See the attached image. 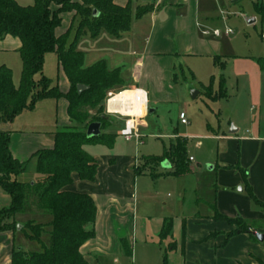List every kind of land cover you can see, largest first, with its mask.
<instances>
[{
	"label": "crops",
	"instance_id": "1",
	"mask_svg": "<svg viewBox=\"0 0 264 264\" xmlns=\"http://www.w3.org/2000/svg\"><path fill=\"white\" fill-rule=\"evenodd\" d=\"M15 1L23 7L34 5L31 0L29 3ZM260 1L264 5V0ZM114 3L119 7L132 3L134 9L152 7V12L135 22L131 32L119 39L105 32L110 44L103 48L107 55L93 64L85 61V67L104 61L110 71L120 70L124 85L111 92L127 91L133 93L135 99L138 93L131 91H144L149 103L148 116L156 113L151 105L157 108L164 100H169L170 91H175L174 84H178V73L185 60L210 63L207 72L212 77L208 85H202L204 93L212 83L213 90L221 91V78L215 85L216 79L211 75L216 60L218 64L224 60L232 64L240 61L245 63L247 71L239 76L241 84L238 83L235 97L240 95L241 105L228 115L229 132H224L220 124V109L215 112L208 106L214 125L207 124V136L203 138L215 143V149L203 163L188 157L191 173L183 176L168 174L174 168L165 161L155 166L154 175L140 174L137 170L142 164L136 158L125 162V158L100 161L94 157L98 164L94 182H84L77 175L73 176L67 191L92 197L97 208L96 235L83 246L82 255L90 264L94 261L97 264H115V261L121 264L124 258H134L136 263L141 259L157 262L163 261L165 256L167 264H260L264 261V242H259L250 232L264 235V208L252 202L249 192L264 205V57L232 55L221 39L231 37L233 31L226 35L230 29L222 32L213 27L216 18L227 11L229 0H114ZM65 17L68 21L74 20V15L65 14L63 23ZM61 28L57 30V36L66 33ZM206 31L210 32L209 36L204 35ZM215 31L221 36H214ZM88 36L95 45L104 35L97 39ZM21 48L22 44L12 37L0 41V52L18 54ZM77 50L86 51L82 47ZM1 66L14 70L8 63ZM63 77L65 82L60 90L66 94L70 84L64 74ZM143 95V100L139 99L145 102ZM229 98L232 97L212 101L206 97L218 107ZM38 105L46 114L44 124L34 117L17 122L25 112L14 123L0 125V130L11 132V154L22 162L29 161L40 150L52 149L53 135L70 126L66 100H45ZM118 120L119 130L111 131V135L119 136L124 127V121ZM179 125L183 126L180 122ZM135 144L139 146L140 142ZM233 168H241L243 173ZM140 177L148 179V183L139 185ZM217 215L243 220L250 232L233 234L237 226L217 219ZM168 220L172 222L171 236L163 238V227ZM229 234L233 235L228 238ZM16 238V233L0 234V264H11L12 254L22 250ZM122 240L131 256L124 255Z\"/></svg>",
	"mask_w": 264,
	"mask_h": 264
},
{
	"label": "trees",
	"instance_id": "2",
	"mask_svg": "<svg viewBox=\"0 0 264 264\" xmlns=\"http://www.w3.org/2000/svg\"><path fill=\"white\" fill-rule=\"evenodd\" d=\"M254 7L264 17V5L260 0ZM151 12L152 7L135 10L132 3L119 7L114 0H80L78 3L73 0H34L31 7L20 6L15 0H0V41L12 37L22 44L18 50L22 63L18 87L14 85L13 71L6 66L0 67V125L14 123L24 112L33 111L45 100H66L70 119L69 127L59 129L53 135L54 147L38 151L27 162L12 156L11 132L0 130V188L10 198V206L0 209V234L20 231L29 240L41 243L44 235L49 236L41 252L17 250L12 254L11 264H90L81 249L95 238L97 208L92 197L69 192L67 187L72 184L74 175L84 182L96 180L98 164L86 148L98 144L113 147L117 136L113 135L108 141L102 134L110 123L104 117L107 116V95L113 89L123 87L124 82L120 70L110 71L104 61L85 67V54L76 46L87 33L92 39H97L103 32L119 39L131 32L135 22ZM71 13L76 14L74 22L79 18V28L76 45L68 48L69 32L61 36L56 33L62 27L63 15ZM50 53L56 55L58 70L70 84L66 94L44 76L45 57ZM215 65L225 69V64H218L217 60ZM36 77L40 78L37 82ZM220 84L221 95L215 100L227 97L223 77ZM79 85L88 90L78 94ZM206 91L213 92V83ZM94 122L102 124L101 136L89 140L87 129ZM165 161L173 166V171L168 173L173 176L192 171L182 140H177L163 157L148 159L143 167L148 164L158 166ZM233 169L243 173L241 168ZM137 172L143 173L142 167ZM29 173L38 179L20 181V177ZM249 196L256 206L264 208L251 191ZM20 215L49 216L51 221L48 224L32 221L18 230L15 219ZM216 218L237 226L233 234L250 232L239 218L233 220L220 215ZM171 227L172 222L166 221L163 238L171 236ZM121 245L124 255L131 256L125 241L122 240ZM163 264H167L166 256Z\"/></svg>",
	"mask_w": 264,
	"mask_h": 264
},
{
	"label": "rangeland",
	"instance_id": "3",
	"mask_svg": "<svg viewBox=\"0 0 264 264\" xmlns=\"http://www.w3.org/2000/svg\"><path fill=\"white\" fill-rule=\"evenodd\" d=\"M29 3L28 0H25ZM34 0H31L33 3ZM256 0H242L238 3L228 5L227 11L222 16H218L215 20L216 30L224 32L225 29H230L233 31V35L229 38L223 37L221 40L225 41L228 46L229 51L232 55H236L240 58H261L264 57V42L262 37L264 36V19L260 17L254 7ZM144 8V7H137ZM136 8V9H137ZM135 9V10H136ZM71 15L76 16L75 13ZM64 23L61 30L64 32H69V40L67 47H72L75 44V39L77 31L79 28L78 20L68 21L65 17ZM250 21H255L250 23ZM106 33H102V37L97 40L95 45L91 43V38L87 33L84 35L77 44V47L85 48V61L86 63H95L100 57H103L106 53L103 52V48L110 47L107 39L105 37ZM107 55V54H106ZM6 61V62H3ZM226 67L222 70L220 67L215 66L213 72H211L215 77V85L221 77L225 80V89L227 96H231L228 100L221 102V105L213 106L207 99L215 100L220 97L221 91L213 90L212 93L206 91L204 93V88L202 85H208L211 82L212 76H209L207 72L210 68V63L199 62L195 60H185L182 62L181 72L178 73V84H174L175 91H170L169 100L163 101L155 109L156 113L150 115L146 118L145 127L140 128V145L136 146L135 142H126L121 136L115 138L113 147L98 144L96 146H89L86 151L93 157L104 161L107 158H125V162L129 158H136L138 162L142 164V172H148L152 175L156 173L155 165L148 164L143 167V164L150 158H161L164 156L166 151L171 149V146L177 142V140H182L187 144L188 157H193L197 162L203 163L215 149V143L209 140H205L207 124H213V114L208 108L210 106L215 112L219 109L221 111V126L224 132H229L231 127L228 128L229 114L237 110V107L241 105L240 95L235 97L237 92L238 83L241 84L240 75H243L247 71L245 63H240V61L232 64L228 60H224ZM3 63H8L13 67L15 71V84L19 85L21 79V60L18 54L9 52H0V67ZM44 76L52 80L55 86L59 88L65 82L62 72L58 70L57 57L54 53L47 54L45 57L44 65ZM39 77H36V82L39 81ZM243 80V79H242ZM244 82V81H242ZM14 84V85H15ZM18 87V86H16ZM192 92H198L201 95L194 100L192 98ZM206 95V96H205ZM207 97V99H206ZM250 105V104H249ZM41 105H37L33 111H27L20 117L19 121L26 118H39L45 123V112L41 109ZM219 111V112H220ZM184 112L189 125L180 126L179 125V115ZM110 123L107 128L102 131L105 135L106 140H112V132L119 130V120L118 117H108ZM98 123V122H94ZM214 125V124H213ZM233 127L234 124H232ZM112 128V129H111ZM217 128V123H216ZM111 129V130H109ZM109 132V134L107 133ZM201 144L200 147L198 144ZM204 165V164H203ZM33 181L37 180V176L33 173L26 174L20 177V181ZM148 183V179L140 177L138 184ZM140 197V196H139ZM10 206L9 196L0 188V209ZM15 221L18 227H23L29 222H36L42 224L49 223V217L40 215H20L17 216ZM27 234L29 232H26ZM17 243L21 245L23 250L27 252H41L43 245H47L49 236L44 235L42 237V243L37 241H31L27 238L26 234L18 231L16 233ZM93 264H97L95 261ZM121 264H163L162 260L153 261L150 259L138 260L136 263L134 258H124L121 259Z\"/></svg>",
	"mask_w": 264,
	"mask_h": 264
},
{
	"label": "built area",
	"instance_id": "4",
	"mask_svg": "<svg viewBox=\"0 0 264 264\" xmlns=\"http://www.w3.org/2000/svg\"><path fill=\"white\" fill-rule=\"evenodd\" d=\"M212 34L216 37L221 36L219 31H215ZM231 34V30L226 31V35ZM204 35L209 36L210 32L206 31L204 32ZM124 92L117 94L112 92L108 93L106 101V115L110 117H118L119 119L123 120L124 127L120 131L119 136H121L126 142H136L137 144H139V142L141 141L140 128L143 126L144 120L148 116L149 112L148 98L144 91L135 90L131 91L138 93L135 94L136 98L134 100L114 101L118 95H121ZM143 94H145V102H142L144 98ZM139 98H141L142 100H140ZM179 120L181 125H188V120L185 113L180 114ZM190 161H192V159ZM115 264H119V262L115 261Z\"/></svg>",
	"mask_w": 264,
	"mask_h": 264
},
{
	"label": "water",
	"instance_id": "5",
	"mask_svg": "<svg viewBox=\"0 0 264 264\" xmlns=\"http://www.w3.org/2000/svg\"><path fill=\"white\" fill-rule=\"evenodd\" d=\"M230 3L235 4L238 3L242 0H229ZM96 15V12H95ZM252 23V22H250ZM78 90V94H82L84 92H86L88 90V87L84 86V85H79L77 87ZM192 98L196 99V97L199 95L198 92H192ZM153 113V110L150 111V114ZM101 131H102V124L101 123H92L89 125L88 129H87V138L89 140H93V139H97L101 136ZM21 227H18V230H20ZM259 242L263 243L264 242V235H261L257 232H250Z\"/></svg>",
	"mask_w": 264,
	"mask_h": 264
},
{
	"label": "bare ground",
	"instance_id": "6",
	"mask_svg": "<svg viewBox=\"0 0 264 264\" xmlns=\"http://www.w3.org/2000/svg\"><path fill=\"white\" fill-rule=\"evenodd\" d=\"M129 101L134 100L133 93L124 92L121 95H118L114 101Z\"/></svg>",
	"mask_w": 264,
	"mask_h": 264
}]
</instances>
